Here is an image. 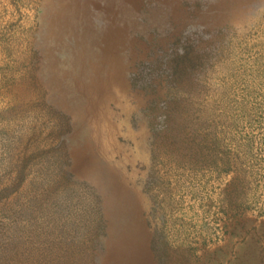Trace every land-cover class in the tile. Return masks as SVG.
Returning a JSON list of instances; mask_svg holds the SVG:
<instances>
[{
    "label": "rangeland",
    "instance_id": "1",
    "mask_svg": "<svg viewBox=\"0 0 264 264\" xmlns=\"http://www.w3.org/2000/svg\"><path fill=\"white\" fill-rule=\"evenodd\" d=\"M0 264H264V0H0Z\"/></svg>",
    "mask_w": 264,
    "mask_h": 264
}]
</instances>
